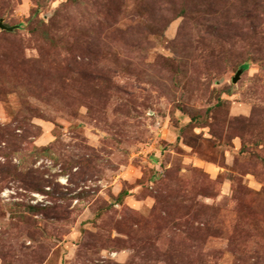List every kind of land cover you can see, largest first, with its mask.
<instances>
[{"label": "rangeland", "instance_id": "obj_1", "mask_svg": "<svg viewBox=\"0 0 264 264\" xmlns=\"http://www.w3.org/2000/svg\"><path fill=\"white\" fill-rule=\"evenodd\" d=\"M0 21V264H264V0Z\"/></svg>", "mask_w": 264, "mask_h": 264}, {"label": "water", "instance_id": "obj_2", "mask_svg": "<svg viewBox=\"0 0 264 264\" xmlns=\"http://www.w3.org/2000/svg\"><path fill=\"white\" fill-rule=\"evenodd\" d=\"M0 27H1V28H9V27H7L2 21H0Z\"/></svg>", "mask_w": 264, "mask_h": 264}, {"label": "trees", "instance_id": "obj_3", "mask_svg": "<svg viewBox=\"0 0 264 264\" xmlns=\"http://www.w3.org/2000/svg\"><path fill=\"white\" fill-rule=\"evenodd\" d=\"M247 65H244V67H246Z\"/></svg>", "mask_w": 264, "mask_h": 264}]
</instances>
